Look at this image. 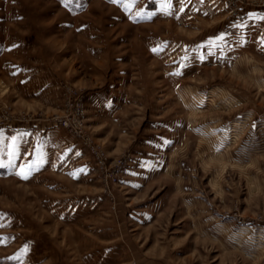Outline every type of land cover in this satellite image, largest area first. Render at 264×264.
I'll return each instance as SVG.
<instances>
[{
	"label": "rangeland",
	"instance_id": "rangeland-1",
	"mask_svg": "<svg viewBox=\"0 0 264 264\" xmlns=\"http://www.w3.org/2000/svg\"><path fill=\"white\" fill-rule=\"evenodd\" d=\"M110 248L264 264V0H0V264Z\"/></svg>",
	"mask_w": 264,
	"mask_h": 264
},
{
	"label": "crops",
	"instance_id": "crops-1",
	"mask_svg": "<svg viewBox=\"0 0 264 264\" xmlns=\"http://www.w3.org/2000/svg\"><path fill=\"white\" fill-rule=\"evenodd\" d=\"M114 255L113 248L96 253L94 256L95 264H119Z\"/></svg>",
	"mask_w": 264,
	"mask_h": 264
},
{
	"label": "built area",
	"instance_id": "built-area-1",
	"mask_svg": "<svg viewBox=\"0 0 264 264\" xmlns=\"http://www.w3.org/2000/svg\"><path fill=\"white\" fill-rule=\"evenodd\" d=\"M82 121H83V119H82L81 117L76 116V117H75V121H74L75 126H80V128H81V126H82ZM61 123H62L63 125H65V126H71V125H72V123H71V118H70L69 116H67V115H65V116L61 119ZM105 159H107V158L105 157ZM101 162H103V161L101 160ZM116 165H117V172H116V174L113 176V177H114V181H116V179H117V177H118L117 175H118L119 167H120L119 163H117Z\"/></svg>",
	"mask_w": 264,
	"mask_h": 264
}]
</instances>
